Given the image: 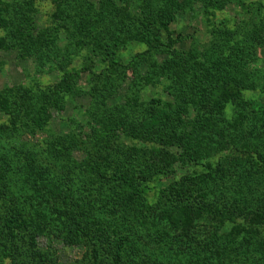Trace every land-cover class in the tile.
Masks as SVG:
<instances>
[{"label": "rangeland", "instance_id": "obj_1", "mask_svg": "<svg viewBox=\"0 0 264 264\" xmlns=\"http://www.w3.org/2000/svg\"><path fill=\"white\" fill-rule=\"evenodd\" d=\"M115 1L122 5L120 0ZM132 1L139 4V0ZM177 1L180 7L172 10L168 23L154 28L153 34L159 35L171 51L184 56L195 53L196 61L203 60L208 50L211 55L232 51L226 55L244 57L243 68L248 66L257 74L258 82L256 88L243 90L241 105L236 94L217 89L201 70L205 80L197 92L204 91L207 98L198 107L192 103L183 116L178 113L182 117L179 121L173 115L172 121L176 122L162 128L164 133L168 131L167 135L177 132L176 128L183 135L180 140L177 134L167 147L159 140L145 142L122 134L112 138L91 132L90 110L94 103L91 92L95 87L94 76L107 69L108 63L103 58L84 48H69L72 52L68 58L50 56L47 64L37 65L34 57H23L19 50L0 49V93L14 86L49 88L63 81L66 71L78 72L74 78L68 74L67 79H73L75 90L63 97L58 108L51 110V118L43 128L32 127V119L14 129L0 110V153L8 147L16 151L22 147L31 151L34 165L39 164L35 172L21 168L29 181L26 189L37 203L32 206L27 200L18 203V215L27 221L22 229L15 230L6 224L0 228V264H113L118 246L124 243L120 235L128 236L132 245L124 251L121 264H264V162L253 153L258 151L264 156V0H192L190 6L185 0ZM35 2L36 12L30 14L33 25L36 29L56 25L53 29L58 32V46L63 51L73 28L65 29L53 23L52 0ZM158 2L163 9L165 0ZM132 5L131 12L138 15L137 7ZM128 23L135 31L136 26ZM128 33L120 36L124 40L119 39L117 51V58L124 66L123 71L120 68L122 81L112 88V93L102 97L101 110L132 114L135 108L127 107L128 98V102L133 99L144 108L159 98L174 105L173 96L160 85L145 80L136 85L149 75L153 60L143 63L136 59L147 46ZM4 35L0 28V38ZM109 37L103 44L111 46ZM52 52L51 49L49 53ZM165 58L156 55L153 59L161 63ZM60 60L64 61L58 63ZM137 74L139 77H135ZM242 110L244 117L238 116ZM204 113L220 123L219 131L209 129ZM197 129L205 138L214 136L207 139L210 141L207 147L193 132ZM227 133H232L233 139L225 138ZM56 136L67 139L68 151L54 143L60 154L43 153L48 141L52 138L57 141ZM224 140L230 143L225 144ZM191 142L198 147L190 149ZM153 148L156 154L149 152ZM172 155L178 159L174 156L170 159ZM221 159L223 167L215 170L213 167ZM86 163L93 168L90 179L95 171L110 177L119 173L127 177L106 182L101 180L102 176L95 175L90 180L92 184H84L86 189L72 197L70 212L63 210L66 214L61 217L53 208L65 206L62 198L66 189L79 185ZM210 163L214 171L207 170ZM194 177L209 179L211 183L197 186L192 181ZM39 186L41 195L36 192ZM97 186L101 188H94ZM51 192L56 193L55 202H44L45 197L52 198ZM230 213L239 217L229 220ZM124 214L125 226L119 227L117 220ZM70 216L88 223L90 238L78 237L82 234L68 221ZM93 221L98 224L94 225ZM94 248L97 262L93 258Z\"/></svg>", "mask_w": 264, "mask_h": 264}, {"label": "trees", "instance_id": "obj_2", "mask_svg": "<svg viewBox=\"0 0 264 264\" xmlns=\"http://www.w3.org/2000/svg\"><path fill=\"white\" fill-rule=\"evenodd\" d=\"M185 1L189 2L188 6L191 5L192 0ZM52 2L55 5L53 23H57L61 28H73V30L70 31L71 36L68 35L69 41L62 47L66 48L64 49L65 51L60 50L61 48L58 46L59 36L57 37L58 32L55 31L56 25L55 27L51 26L47 29H36L33 25L30 14H35L36 12L35 0H11L9 3L0 0V28H3L5 31L3 38H0V49L8 51L19 50L23 57H34L38 63L37 65L47 64L48 57L50 56L55 58H68L70 56L69 52H72L69 48H73L74 50L84 48L92 52L93 56L103 58L104 62L108 63L106 65L107 69L100 71L98 75L94 76L95 87H92L93 89L91 92L94 100L93 108L90 110V116L93 117V125L91 123L90 126L92 133H103V135L112 138H118L122 134L132 139H144L143 141L145 142H156V140H159L167 147L171 145L169 143L170 140L176 138L177 134L180 135V140L183 135L178 128H176L178 133L176 131L169 132V134L172 135H167L168 131L164 133L162 128L176 122L172 120L176 119L179 121L182 118L181 116L188 111L190 105L192 106V103H194L193 105L196 107H198L199 104L202 105L207 98L206 94H204L202 90H200V94H198L197 91H199L198 87L203 83L205 78H208L209 82L213 85L215 84L214 86H217V89L222 90L224 93H230L229 91H232L233 94H236L235 98L241 105V94L243 90L247 88H256L257 86L258 75L254 74L248 66L243 68V64L245 63L244 57H234L231 54L226 55V52H232L228 50H225L224 54H219L220 51L218 54L215 52L216 55H211L208 50L203 60L196 61L195 53H189L184 56L177 51H171L170 47L160 40L159 35L153 34V29L167 24L172 10H177L180 7V3H178L177 0H165L163 9L159 8L158 0H139V4H135L132 0H120L122 5H119V1L117 2L115 0H99L98 3L90 2V0H52ZM202 2H204V0H202ZM132 4H135V6ZM217 4L216 2L215 6H217ZM131 5L132 7H137L136 11L139 13L138 15H134V12H131ZM204 8L206 9L208 7L205 6ZM75 16H78L79 20H72ZM69 21L70 23H68ZM129 21L136 26L137 29L135 28V31L130 29ZM67 24L69 25L67 26ZM127 32L130 33V36L134 40L147 46V50L144 53L138 54L136 59L139 58V60H141L140 62L143 63H148L151 58L153 60L151 61L149 75L145 79L143 78L137 81L136 85L139 86L140 82H144V80L150 84L160 85L165 93L173 96L174 105L163 102V100L159 98L156 101L150 102L148 108H144L142 104H139L138 101H133V99L128 102L129 98L127 97V107L135 108L132 114L126 111L122 112L121 110L114 112L101 110L103 104L102 97L109 92L112 93V88L119 85L122 81L120 68L123 71L124 66H122L121 60L117 58V51L119 49L120 40H124L120 36L122 34L125 35ZM107 36H110L109 38L112 40L111 46L107 43L106 45L103 44V40ZM51 49L53 51L52 54L49 53ZM54 52L55 54H53ZM156 55L166 56V58L159 63L157 59H153ZM225 56H231L232 58ZM63 61L64 60H60L58 63H62ZM135 61L134 63L139 65V63ZM135 68L137 67L135 66ZM87 70L89 71L90 67H88ZM201 70L206 72L207 77L204 78L200 73ZM243 72L245 73L244 75H242ZM68 74L74 78L77 76L78 72L66 71L67 77ZM67 77H63V81L55 83L49 88H42L41 86L27 88L14 86L3 89L2 93H0L1 112L7 116V119L13 125L14 129H18L20 123L26 122V120L30 122L32 119V127L36 128L35 125H37V128H43V125L45 126L47 121L51 118V110L58 108L63 97L75 90L73 79H67ZM135 77H139V74ZM92 84L93 83H91V85ZM214 104L218 106V103ZM243 104L246 105L244 102ZM180 110L182 112H180ZM178 113L179 115L181 114V116H179ZM204 116L209 124V129L215 131L220 130V123H215L216 119H213L211 115L206 116L205 113ZM238 116L244 117L243 110L239 112ZM236 130L237 128L235 130L232 129V133ZM193 132L198 135L199 139L200 137L203 139L206 147L208 142L210 143L207 139H212L214 137L207 135V138H205V136L199 134L198 129ZM232 133H227L225 138L233 139ZM66 140L67 139L62 136L57 137V141H54L52 138L51 141L47 142V148L43 153L46 152L49 153V155L57 156V154H60V151L55 147L54 143L67 149ZM224 143L227 144L230 142L224 140ZM234 144L239 148L238 141H235ZM191 145L193 146H190V149L198 147L195 143ZM10 149L11 148L8 147L6 152L0 153V167L3 166L0 168V228L6 224L7 226L16 228L15 230H20L27 224V221L23 219L21 215H18L20 213L17 207L18 203L26 200L31 206L37 203V200L34 197L31 198L29 190L26 189V184H28L29 181H27V174L21 172V168L28 172L32 170L35 172L39 164L34 165V158L30 150H23L22 147L19 148L18 151ZM145 151L146 150H144V152ZM149 152L155 153L156 148H153ZM253 153L258 155L260 160L262 159V162H264V156L261 153L258 151H253ZM181 154L182 153H180V156H182ZM173 156L177 158L176 155H172L170 159ZM223 163L224 161L221 159L213 168L215 170L220 169L223 167ZM83 166H85L86 170H84V175L80 178L79 185H76L73 189H66L67 192H65L64 196L62 194V200L65 206L63 208L58 206L53 208L55 212L61 214V217L64 216L66 212H70L68 207L73 203L72 197L76 196L75 194L77 192L86 189L83 187L84 184L88 186L92 184L90 180L94 179L95 175L98 177L102 176L101 180L106 182L121 180L123 176L127 177L122 173L110 177L103 173L98 174L99 171H97V175L95 171L94 176L90 179L89 175L91 170H93L92 165L86 163L83 164ZM212 166L213 165L210 163V165H208L209 169L207 170L212 169ZM214 169L212 170L214 171ZM208 178H212V172H210ZM209 179H202V181L194 177L192 181H195L197 186H201V184L210 182ZM52 180L53 179H51V181ZM33 182L37 181L33 180ZM52 182L50 184L53 185L55 182ZM210 183L207 187L210 186ZM40 186L38 190H35L41 195ZM94 188L100 189L101 186ZM132 188H134L133 185ZM60 191L61 188L58 192ZM47 192H49V190H47ZM51 196L52 198L49 199L45 197L44 202L54 203L55 200L53 199H55L56 193L51 192ZM125 217L126 214L117 220L119 221V227L125 226ZM234 217L237 218L239 215L230 213L228 219L230 220ZM68 221L74 224L76 230L82 234L81 237L77 235L80 239L83 236L87 238L91 237L88 231L90 227L87 228L88 223L86 225V222L74 216H70ZM94 222L95 221L92 222L94 225L98 224V222H96V224ZM114 233L118 234L115 230ZM122 239L124 243L118 246L113 264H121V257L125 254L124 251L132 248L131 240L128 236L120 235V240ZM93 251L94 261L97 262L98 253L96 248H94Z\"/></svg>", "mask_w": 264, "mask_h": 264}]
</instances>
